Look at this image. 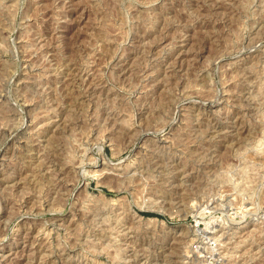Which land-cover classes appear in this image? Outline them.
I'll list each match as a JSON object with an SVG mask.
<instances>
[{
    "label": "rangeland",
    "instance_id": "1",
    "mask_svg": "<svg viewBox=\"0 0 264 264\" xmlns=\"http://www.w3.org/2000/svg\"><path fill=\"white\" fill-rule=\"evenodd\" d=\"M0 171V264H264V0H0Z\"/></svg>",
    "mask_w": 264,
    "mask_h": 264
},
{
    "label": "bare ground",
    "instance_id": "2",
    "mask_svg": "<svg viewBox=\"0 0 264 264\" xmlns=\"http://www.w3.org/2000/svg\"><path fill=\"white\" fill-rule=\"evenodd\" d=\"M151 56H152V55H151ZM168 60H169V59H168ZM115 66H116V65H115ZM149 83H150V82H149ZM238 96H239V95H238ZM231 97H232V96H231ZM197 107H198V106H197ZM205 109H206V108H205ZM207 109H209V108H207ZM203 112H204V111H203ZM207 112H208V111H207ZM109 116H110V115H109ZM209 117H210V116H209ZM213 121H214V120H213ZM42 131H43V130H42ZM3 134H4V133H3ZM25 137H26V136H25ZM15 140H16V139H15ZM214 144H215V143H214ZM163 147H164V146H163ZM208 147H209V146H208ZM51 148H52V147H51ZM143 150H144V149H143ZM47 154H48V153H47ZM145 156H146V155H145ZM156 157H157V156H156ZM51 161H52V160H51ZM53 162H54V161H53ZM214 162H215V161H214ZM7 163H8V162H7ZM60 164H61V163H60ZM104 167H105V166H104ZM185 167H186V166H185ZM51 171H52V170H51ZM102 171H103V170H102ZM0 172H1V171H0ZM53 172H54V171H53ZM167 172H168V171H167ZM100 174H101V173H100ZM100 174H99V175H100ZM48 176H49V175H48ZM59 178H60V177H59ZM187 178H188V177H187ZM168 180H169V179H168ZM175 183H176V182H175ZM117 190H118V189H117ZM112 205H113V204H112ZM124 206H125V205H123V207H124ZM125 209H126V208H125ZM142 210L144 211L145 209L140 208V211H142ZM153 211H154V210H153ZM137 213H138V212H137ZM138 216H139V217H142L140 213H138ZM142 218H144V217H142ZM146 219L150 220L151 218H146ZM123 225H124V224H123ZM123 225H122V226H123ZM138 234H139V232H138ZM136 241H137V240H136ZM139 246H140V245H139ZM170 248H171V247H170ZM61 249H62V248H61ZM135 250H136V249H135ZM138 250H139V249H138ZM134 252H135V251H134ZM43 259H44V258H43ZM64 260H65V259H64Z\"/></svg>",
    "mask_w": 264,
    "mask_h": 264
},
{
    "label": "trees",
    "instance_id": "3",
    "mask_svg": "<svg viewBox=\"0 0 264 264\" xmlns=\"http://www.w3.org/2000/svg\"><path fill=\"white\" fill-rule=\"evenodd\" d=\"M144 214L149 215V216H160V215L154 214V213H152V212H146V213H144Z\"/></svg>",
    "mask_w": 264,
    "mask_h": 264
},
{
    "label": "water",
    "instance_id": "4",
    "mask_svg": "<svg viewBox=\"0 0 264 264\" xmlns=\"http://www.w3.org/2000/svg\"><path fill=\"white\" fill-rule=\"evenodd\" d=\"M145 212H152V213H158V214H161L160 212H155V211H151V210H146Z\"/></svg>",
    "mask_w": 264,
    "mask_h": 264
}]
</instances>
